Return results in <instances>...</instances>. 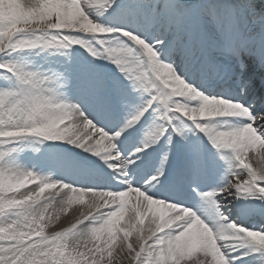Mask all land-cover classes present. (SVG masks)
I'll use <instances>...</instances> for the list:
<instances>
[{"label":"snow or ice","instance_id":"snow-or-ice-1","mask_svg":"<svg viewBox=\"0 0 264 264\" xmlns=\"http://www.w3.org/2000/svg\"><path fill=\"white\" fill-rule=\"evenodd\" d=\"M100 37L119 43L101 50L92 43L104 44ZM249 45L264 62V21L258 37L246 35L228 4L0 0V264H264V110L241 103L243 89L207 87L214 54L238 55ZM73 49L112 64L119 76L73 61ZM33 53L69 59L44 69L21 59ZM153 111L163 123L125 151V138ZM176 121L190 124L227 165L223 187H192L207 217L180 193L161 198L152 191L166 176L170 153L154 173L147 157L166 137L171 146L170 131L183 138ZM34 141L97 158L126 190L37 173L24 160ZM208 163L194 146L176 183L203 179ZM132 174L141 187L132 185ZM233 205L240 209L235 219ZM254 215L258 227L247 223Z\"/></svg>","mask_w":264,"mask_h":264},{"label":"rangeland","instance_id":"rangeland-1","mask_svg":"<svg viewBox=\"0 0 264 264\" xmlns=\"http://www.w3.org/2000/svg\"><path fill=\"white\" fill-rule=\"evenodd\" d=\"M233 0H174L175 3H180V4H217L219 7H222L224 4H228L231 5L233 7V10L235 12V18H236V22L242 31L245 30H249L250 27L252 26V20H251V7L249 6L250 4H248L247 1L244 2H232ZM264 1V0H262ZM206 21L208 23V25H212V19L210 16H205ZM98 39H103L105 42L104 44H99L97 42V40H93L92 43L94 46H96L98 49H103L104 47H117L118 45V41L116 40H109L106 37H100ZM61 55H59L60 57ZM71 58L73 59V61H90L93 62L96 67L103 71L104 73L106 72L107 74V68L109 67V65H111L110 63L107 62H103V61H92V58L89 56V54L87 52H85L83 49H73L72 52L70 53ZM43 58L45 60H51L53 59V56L51 54L48 53H42L40 55H36V54H26L25 56L21 57L22 60L30 63V62H35V60L32 58ZM61 64V63H60ZM43 67L44 69H54L57 67H51L50 66H40ZM130 111V110H129ZM131 112V111H130ZM177 122V121H176ZM166 142H168L166 140ZM50 143H43L41 144L38 141H34L32 142L26 149L25 153H24V160L26 165L35 170L37 173L41 174V175H50L53 177V175L57 176V174L54 173H58V171L60 170H53L54 173H51L52 171H41L38 170L37 167L34 166V156L37 153V148L35 147H47ZM57 144H61L63 145V143H57ZM66 145V144H64ZM62 172V171H61ZM59 172V173H61ZM61 177V176H60ZM49 231V230H48Z\"/></svg>","mask_w":264,"mask_h":264},{"label":"bare ground","instance_id":"bare-ground-1","mask_svg":"<svg viewBox=\"0 0 264 264\" xmlns=\"http://www.w3.org/2000/svg\"><path fill=\"white\" fill-rule=\"evenodd\" d=\"M234 2H244V1H247L248 2V4H250L249 6L251 7V9H250V11H251V14H257V15H260V16H264V1H262V0H233ZM232 1V2H233ZM165 3H175L174 2V0H164V4ZM163 4V5H164ZM264 18V17H263ZM262 21H264V20H259V19H257L256 21H254V24H253V29H252V31L251 32H249V34H251V35H253L254 37H258L259 36V34H260V32H261V30H262ZM251 64L253 65V61H251V60H248V62H247V64H246V67L247 68H249V72H251V71H254V69H259V67H256V65L255 66H251ZM254 77V75H253V72L250 74V76H248L246 79L245 78H240V77H238L237 75H235L234 76V78H235V80L237 81V84H238V86H239V88L240 89H247V84H246V82L248 83L249 81V79H252ZM220 91H223V90H219V91H217V92H220ZM251 91H253V88L251 89ZM140 103H138L137 105H139ZM158 113L157 114H155L154 116H153V118H152V121L155 123V124H157V125H160L161 123V121L158 119ZM158 121H159V123H158ZM108 127H112L111 125H108ZM184 127H189L188 126V124L187 123H185V124H181V123H179V128H182L183 129V132H184V136H183V139L184 140H186V141H189V142H191V143H193L194 142V140H197V137L198 136H195V135H192L191 133H190V129H185ZM182 138V137H181ZM139 143V141L136 143V145ZM123 146H124V143H123ZM168 147V146H167ZM76 149V148H75ZM76 150H78L79 151V149H76ZM81 151V150H80ZM166 153H170V156H171V152L169 151V150H165V153H164V155L166 154ZM54 179H57V180H62V181H64V182H68V183H70L69 181H68V179L67 178H64V179H61V178H59V177H54ZM71 179L72 180H78L79 181V179L78 178H76V177H71ZM130 180H132L131 181V183H132V185L135 183L134 182V179H132L131 177H130ZM122 186V185H121ZM120 185L119 186H117V188L118 187H120V188H122ZM125 188H126V185H125ZM153 191V194H155L156 195V192H155V190L153 189L152 190ZM46 196H48V195H50V193H46L45 194ZM198 209H199V213L203 216V217H206V216H208V215H206L205 216V212H204V210H203V208L202 207H199L198 206ZM71 214L69 213V216H70ZM253 218H255V216H252ZM253 218H250L251 220L253 219ZM64 218H62V220H63ZM49 230V232H51V231H54L55 229L54 228H50V229H48Z\"/></svg>","mask_w":264,"mask_h":264}]
</instances>
